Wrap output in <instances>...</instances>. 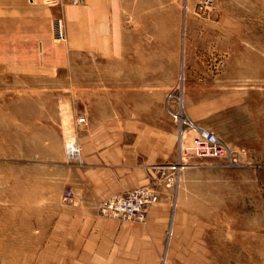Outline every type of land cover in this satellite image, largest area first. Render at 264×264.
Listing matches in <instances>:
<instances>
[{
	"label": "rangeland",
	"instance_id": "rangeland-1",
	"mask_svg": "<svg viewBox=\"0 0 264 264\" xmlns=\"http://www.w3.org/2000/svg\"><path fill=\"white\" fill-rule=\"evenodd\" d=\"M179 74L237 161L169 185ZM138 186L144 221L101 213ZM0 264H264V0H0Z\"/></svg>",
	"mask_w": 264,
	"mask_h": 264
},
{
	"label": "built area",
	"instance_id": "built-area-1",
	"mask_svg": "<svg viewBox=\"0 0 264 264\" xmlns=\"http://www.w3.org/2000/svg\"><path fill=\"white\" fill-rule=\"evenodd\" d=\"M82 0H72L77 4ZM210 0H201L202 6H207ZM165 109L174 121L178 131V151L176 158L170 164L159 167L162 178L169 185L177 175L190 166L192 159H225L227 164L234 165L237 154L228 148L212 131L197 125L185 112L183 77L179 74L175 83L165 95ZM85 118H78L83 124ZM188 131L195 135L190 145L184 144V136ZM158 201L157 191L153 187L138 186L122 194L113 195L99 204L101 213L111 215L125 221L142 222L146 219L149 209Z\"/></svg>",
	"mask_w": 264,
	"mask_h": 264
},
{
	"label": "bare ground",
	"instance_id": "bare-ground-1",
	"mask_svg": "<svg viewBox=\"0 0 264 264\" xmlns=\"http://www.w3.org/2000/svg\"><path fill=\"white\" fill-rule=\"evenodd\" d=\"M200 1V0H199ZM198 5V4H197ZM195 133V132H194ZM78 144V143H77ZM170 236V235H169Z\"/></svg>",
	"mask_w": 264,
	"mask_h": 264
},
{
	"label": "crops",
	"instance_id": "crops-1",
	"mask_svg": "<svg viewBox=\"0 0 264 264\" xmlns=\"http://www.w3.org/2000/svg\"><path fill=\"white\" fill-rule=\"evenodd\" d=\"M112 60H113V58H112Z\"/></svg>",
	"mask_w": 264,
	"mask_h": 264
}]
</instances>
